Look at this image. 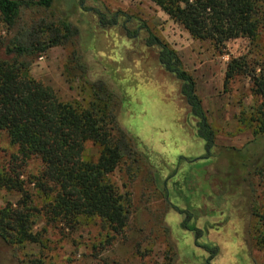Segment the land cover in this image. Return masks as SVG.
I'll use <instances>...</instances> for the list:
<instances>
[{"label":"rangeland","instance_id":"374dc122","mask_svg":"<svg viewBox=\"0 0 264 264\" xmlns=\"http://www.w3.org/2000/svg\"><path fill=\"white\" fill-rule=\"evenodd\" d=\"M95 1L110 12L140 18L177 53L184 70L195 81L196 93L214 131L219 147L214 153L234 158V170L226 171L230 165L226 160L212 162L208 167L205 142L197 134L198 120L180 95V81L161 67L156 51L139 40H128L121 26L99 28L90 12L75 8L69 20L80 34L65 45L35 55L29 72L50 85L61 101L86 108L93 100L89 83L96 82L94 76L98 75L85 69L83 48L88 45L102 77L114 86L118 127L131 139L136 151L135 160L123 157L107 176L128 200L129 223L123 236H115L97 219L82 218L73 229H65L47 224L42 215H36L30 229L40 233V243L10 246L0 241V264H18L30 257L42 264H171L175 250L186 264H205L210 252L200 244L208 241L218 250L211 264H264V222L245 207L249 204L258 214H264V177L250 176V194L240 181L237 157L221 150L241 149L252 141L256 125L252 120L259 116L261 108L264 112V99L253 93L249 77L238 75L224 85L230 58L245 56L254 67L264 60V24L253 42L246 38L230 40L220 52L212 42L192 38L150 0ZM91 5L89 0L82 4ZM66 10V0H59L48 11L29 7L22 11L19 26L40 18L54 20ZM135 26V22L130 25ZM87 29L91 33L88 41ZM15 31L0 26L4 39ZM2 54L0 50V57ZM17 151V146L1 132L0 172L9 170L11 157ZM99 154L97 144L86 142V161L97 162ZM42 166L39 158L32 157L19 170L20 180L37 207L45 201L35 186ZM20 198L18 192L0 188V209L15 205ZM180 210L190 213L189 225L203 231L197 239L199 246L194 232L183 226L185 215Z\"/></svg>","mask_w":264,"mask_h":264},{"label":"trees","instance_id":"16d2710c","mask_svg":"<svg viewBox=\"0 0 264 264\" xmlns=\"http://www.w3.org/2000/svg\"><path fill=\"white\" fill-rule=\"evenodd\" d=\"M58 1L0 0V26L7 31L16 29L8 39H4L0 32V50L3 51L0 57V133L4 132L18 149L17 155L11 157L9 170L0 172V188L14 190L21 195L15 205L7 204L0 209V241L10 246L40 243V233L30 229L32 218L36 215H42L47 224L60 225L65 229H73L82 218L97 219L115 236H123L129 223L128 200L108 181L107 176L123 157L135 160L136 151L131 139L118 127L113 104L116 97L114 86L107 77H102L99 63L93 59L88 45L83 48L86 53L85 69L98 75L94 76L96 82L89 83L93 100L86 108L61 101L50 85L33 78L29 72L35 55L65 45L78 35L79 28L69 20L75 8L90 12L92 21L99 28L121 26L128 40H139L156 51L161 67L180 81V95L198 120L197 134L205 142V158H210L208 167L212 162L226 160V163L230 162L226 171L231 173L234 170V158L214 153L219 147L215 144L214 131L196 93L193 77L184 70L177 53L160 40L146 22L124 12H110L97 5L95 0H89L93 4L90 7L82 6L86 0H66L68 10L54 20L40 18L19 26L24 9L36 7L48 11ZM150 1L171 20L181 24L192 38L210 41L220 52L230 40L246 38L253 42L264 24V0ZM133 22L136 26L130 27ZM90 34L87 29L86 41ZM238 75L249 77L253 93L264 99V60L254 67L249 65L245 56L230 58L224 85L227 86ZM258 113L259 116L252 120L256 123L252 141L241 149L221 148L237 157L235 161L241 171L240 181L245 183L250 194V176L257 174L264 177L263 109ZM88 141L100 148L95 163L83 158ZM32 157L39 158L43 165L35 183L45 198L40 207L32 204L31 194L20 180V168ZM203 168L207 169L206 166ZM245 207H250V214H256L264 222V214H258L249 204ZM179 212L185 215L183 226L194 232L199 246L197 239L203 231L194 224L189 225L191 215L188 211ZM200 247L210 252L205 264H211L218 253L217 247L209 241L200 244ZM172 255L171 264H186L180 260L178 250ZM18 264L42 263L30 257Z\"/></svg>","mask_w":264,"mask_h":264}]
</instances>
